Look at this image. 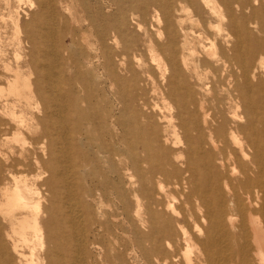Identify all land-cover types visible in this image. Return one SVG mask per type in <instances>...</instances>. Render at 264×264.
<instances>
[{
	"label": "bare ground",
	"instance_id": "6f19581e",
	"mask_svg": "<svg viewBox=\"0 0 264 264\" xmlns=\"http://www.w3.org/2000/svg\"><path fill=\"white\" fill-rule=\"evenodd\" d=\"M74 1L0 0V264H264V0Z\"/></svg>",
	"mask_w": 264,
	"mask_h": 264
},
{
	"label": "rangeland",
	"instance_id": "374dc122",
	"mask_svg": "<svg viewBox=\"0 0 264 264\" xmlns=\"http://www.w3.org/2000/svg\"><path fill=\"white\" fill-rule=\"evenodd\" d=\"M31 1L33 3L32 11L35 12L38 8V0H31ZM65 1L70 2V5L72 7V8H70L71 10L69 12H74V10L77 9V4L75 3L74 0H65ZM86 1H88L91 4V7H92L91 10L93 12H95L96 6L99 3H103V5H107L106 2H108L109 0H86ZM176 1L175 0L173 1L174 7L177 10V11L173 12V18L174 19H182L183 23L185 24V27H187L188 29H193V30H196L197 32H201L203 30H206L208 21L217 22V20H218L216 17L212 16L211 13H209V11L207 9H205L200 3L198 4V2L195 0H192V2L195 3L194 8H190L188 3H183L180 6H178ZM252 1L253 0H238V2L241 3V5L245 2V7L247 5L249 7L252 6ZM235 3L236 2L233 1L232 6H235ZM184 6H188L191 9V15L193 16V19H198L200 22L199 24L198 23L196 24L195 22H191L188 19V13L181 10L182 7H184ZM130 8L131 7L128 6L127 10H126L127 15H128L127 19L129 20V22H127V24H125V26L129 32H134L136 30V25L134 22L131 23V21H130L131 16H132L131 15L132 11ZM241 8H242V6H240L238 8L234 7V9H235L234 13H239L241 11ZM113 10H116V8H114ZM247 10H249V8H246V11ZM60 12L63 14H66L65 13L66 11H64L62 8L60 9ZM60 12L57 10V13H60ZM135 12L137 14V15H135V18H134L136 22H139L142 25L150 27V28H152V30H155L156 28H158L157 15L160 13V11H159L157 6H154L153 4L148 3V8H147V11L145 14L140 13V11H138V10H136ZM77 17H79V16H77ZM70 18L73 20L74 17L72 14L70 15ZM80 23L84 28L87 27V22H84V21H80L79 23H77V24L75 23V24L78 25ZM103 208L108 209V206L106 203L104 204Z\"/></svg>",
	"mask_w": 264,
	"mask_h": 264
}]
</instances>
